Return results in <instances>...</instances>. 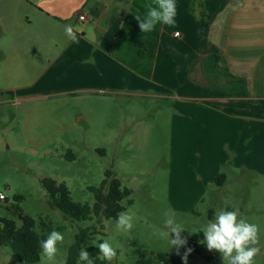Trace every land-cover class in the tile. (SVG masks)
<instances>
[{"label": "crops", "instance_id": "1", "mask_svg": "<svg viewBox=\"0 0 264 264\" xmlns=\"http://www.w3.org/2000/svg\"><path fill=\"white\" fill-rule=\"evenodd\" d=\"M151 2L0 0V76H34L74 46L80 91L170 101L174 203L192 206L221 170L264 174V0H176L175 26L143 34Z\"/></svg>", "mask_w": 264, "mask_h": 264}, {"label": "rangeland", "instance_id": "2", "mask_svg": "<svg viewBox=\"0 0 264 264\" xmlns=\"http://www.w3.org/2000/svg\"><path fill=\"white\" fill-rule=\"evenodd\" d=\"M82 47L84 52L90 48ZM74 48L49 69L39 58L40 70L34 76L13 82L0 76V194L6 197L0 202V217L20 226L15 213L21 210L38 224L61 232L64 242L58 245L57 264H65L75 236L88 227L94 231L80 248L108 239L117 249L111 262L97 257L104 264H162L158 259L162 254L170 255L175 264H185L180 248L172 247L165 235L164 211L171 207L190 238L202 243L201 231L209 217L220 209L239 210L260 227L255 264H264V174L228 167L219 172L226 176L223 187L215 183L205 187L203 200L192 206L174 203L170 101L80 91ZM10 88L15 90L4 91ZM108 170L131 193V205L124 210L134 217L130 233L118 230L114 219L73 222L48 206L42 179L65 183L74 202L92 206L94 195L88 189L98 188ZM204 248L206 254L222 260L218 252ZM0 264L25 263L0 246ZM36 264L48 262L41 257ZM186 264H203V260L192 255Z\"/></svg>", "mask_w": 264, "mask_h": 264}, {"label": "clouds", "instance_id": "3", "mask_svg": "<svg viewBox=\"0 0 264 264\" xmlns=\"http://www.w3.org/2000/svg\"><path fill=\"white\" fill-rule=\"evenodd\" d=\"M147 12L143 19L136 16L138 27L143 34L152 32L157 24L174 27L176 24L177 4L176 0H152L146 5ZM64 32L70 41H77V29L71 24L64 25ZM92 43H97L95 37H91ZM89 62V61H86ZM4 197L0 195V199ZM164 227L167 229L166 236L170 237L169 244L177 250L187 243V238L182 236L185 227L177 222V213L169 207L163 213ZM134 217L126 211L117 213L116 227L125 233H130L134 228ZM202 243L208 251H216L220 254L223 264H255V258L260 253L259 233L260 227L256 223L243 218L239 210L217 211L213 218L207 220L202 231ZM64 242V235L56 230L47 234L46 238L39 240L41 257L48 264H57L56 257L59 252L58 245ZM94 246L99 250V258L111 262L117 256V249L110 240ZM188 249L182 259L187 261ZM77 264H94L90 253L81 247L78 253Z\"/></svg>", "mask_w": 264, "mask_h": 264}, {"label": "trees", "instance_id": "4", "mask_svg": "<svg viewBox=\"0 0 264 264\" xmlns=\"http://www.w3.org/2000/svg\"><path fill=\"white\" fill-rule=\"evenodd\" d=\"M225 181L226 176L223 173H219L214 179L217 187L223 186ZM40 184L46 192L47 204L50 209L60 212L64 219L73 222H84L92 220L94 217L116 220L117 213L124 211L127 206L131 205L130 191L122 187L119 179L110 170L105 172V179L98 188L88 189L94 195L95 202L92 206L74 202L65 183L44 178ZM16 199L20 200L21 198L17 197ZM15 215L21 222L20 226H17L14 220L0 217V246L8 247L12 254L23 263L36 264L41 258L38 241L45 239L51 230L46 223L40 222L38 224L21 210L16 211ZM209 218L212 219V217ZM38 227H42V233H38ZM92 231L94 228L88 227L80 230L75 236L74 244L68 251L65 264H77L81 243ZM182 236L187 238V243L180 248L181 257L185 255L188 249H191V252L187 254V259L196 255L203 260V264H223V261L218 257L206 254L203 243L194 242L186 231L182 233ZM201 240H203L202 235ZM85 250L93 257L94 264L99 262L97 260L99 250L95 246ZM158 259L162 264H175L168 254L158 255ZM105 262H99V264Z\"/></svg>", "mask_w": 264, "mask_h": 264}, {"label": "built area", "instance_id": "5", "mask_svg": "<svg viewBox=\"0 0 264 264\" xmlns=\"http://www.w3.org/2000/svg\"><path fill=\"white\" fill-rule=\"evenodd\" d=\"M78 19L80 21H84L85 20V17L83 15H80V16H78ZM174 37H179V33L178 32H175L174 33ZM0 195H2L4 197L3 199H0V202L1 201H5L6 200V197L3 194H0Z\"/></svg>", "mask_w": 264, "mask_h": 264}]
</instances>
